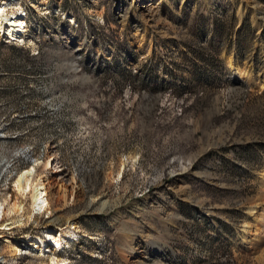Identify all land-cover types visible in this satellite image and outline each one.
I'll use <instances>...</instances> for the list:
<instances>
[{
  "label": "rangeland",
  "instance_id": "rangeland-1",
  "mask_svg": "<svg viewBox=\"0 0 264 264\" xmlns=\"http://www.w3.org/2000/svg\"><path fill=\"white\" fill-rule=\"evenodd\" d=\"M8 3L31 43L0 39V264H264V225L243 232L264 214V0ZM52 156V217L27 201L4 230L15 177ZM68 225L61 252L25 243Z\"/></svg>",
  "mask_w": 264,
  "mask_h": 264
},
{
  "label": "bare ground",
  "instance_id": "bare-ground-1",
  "mask_svg": "<svg viewBox=\"0 0 264 264\" xmlns=\"http://www.w3.org/2000/svg\"><path fill=\"white\" fill-rule=\"evenodd\" d=\"M8 1L9 0H5V1L0 0V39H6L8 40V42L17 44L18 46H24L30 44L31 43L30 34L28 30V23L25 20L24 10L22 8H17L11 12H8V4H9ZM228 68L231 72L235 73L240 79L245 80L247 83L251 84L253 82V79L250 77V75L245 70L241 69L237 65V63L234 62L233 60L228 62ZM255 84L260 85L258 83ZM260 88L264 89V86H260ZM132 158H137V156L135 155ZM38 166L42 167L41 174L37 173ZM56 166L57 164L54 156L48 158L44 162H39L38 160H34L28 166V168H25L24 170L20 171L17 177H15L13 183L15 188L14 190L16 191L17 194V198L15 203L7 211H9L10 213H15L17 216V220L11 221L10 223L6 224L3 228L4 230L11 232V230L15 228H20L24 226L23 220L20 218H23L24 216V212L26 211L25 206L27 201H29L30 203L29 214L31 215L29 218H32V216L34 215H39L40 213H45V214L48 213V215L50 216H48L47 219H50L52 217L53 212L51 211L52 209L49 201L50 182L48 179V175H45L44 173L57 172L55 168ZM123 166H125V163H122V166L118 172L119 177L122 174ZM262 179H264V175ZM106 203L107 201H104L103 206H105ZM1 206L2 205L0 204V217L2 218L1 214L3 213V211L1 213L2 210ZM261 206L262 204L258 203L252 206L249 210V215H250L249 217L251 218V221L248 224H246L245 229L243 231L246 238H247V234L249 235L251 233H254V231L255 232L258 231L260 229L259 226L264 225V214L259 210ZM58 219L59 218H55L52 221H58ZM78 234H79V227L77 225L50 227L47 228L41 235L38 234L28 235L25 238V243L31 244L33 247L37 248L38 253L41 256H44L48 252V249L50 247L58 252H61L63 250L62 249L63 246L68 245L70 243L72 244V242L75 241ZM253 235L254 237L257 236L255 233ZM8 244L15 255H18L23 251L22 242L20 244V242L12 238L11 240L8 241ZM64 262L65 260L53 259L51 264H66Z\"/></svg>",
  "mask_w": 264,
  "mask_h": 264
}]
</instances>
